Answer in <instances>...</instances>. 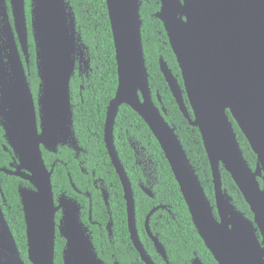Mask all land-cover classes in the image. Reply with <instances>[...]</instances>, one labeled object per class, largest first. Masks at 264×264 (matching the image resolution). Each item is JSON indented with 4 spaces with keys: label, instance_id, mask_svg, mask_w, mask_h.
I'll list each match as a JSON object with an SVG mask.
<instances>
[{
    "label": "water",
    "instance_id": "1",
    "mask_svg": "<svg viewBox=\"0 0 264 264\" xmlns=\"http://www.w3.org/2000/svg\"><path fill=\"white\" fill-rule=\"evenodd\" d=\"M36 45L37 96L29 81V28L25 0H12L16 30L4 26L10 52L0 49V124L12 149L11 167L1 170L29 181L19 194L27 226L29 260L55 264L58 232L66 239L64 264H108L80 218L77 203L62 196L57 205L42 145H77L71 81L77 69L91 68L90 48L78 30L69 0H31ZM162 20L181 69L183 84L166 59L160 69L181 111L200 129L215 185V205L185 149L167 109L153 98L143 43L142 0H106L115 43L118 87L110 101L105 142L124 186L131 238L147 264H156L141 241L132 183L115 145V123L123 104L137 111L158 139L179 183L193 222L219 264H264V0H160ZM5 57L7 60H5ZM28 70V71H27ZM29 72V73H28ZM191 106V110L187 105ZM233 116L257 156L253 168L238 139ZM76 149L78 147L76 146ZM233 177L253 218L237 207L224 188L221 167ZM73 181V180H72ZM1 182V181H0ZM2 198L7 202L1 188ZM149 193V192H148ZM109 205V193L103 188ZM6 204V203H5ZM63 208L57 223L56 213ZM217 209L218 215L215 213ZM147 229L167 260L159 237ZM113 221L109 223L111 232ZM0 264H27L0 202ZM193 264H203L195 257Z\"/></svg>",
    "mask_w": 264,
    "mask_h": 264
},
{
    "label": "trees",
    "instance_id": "2",
    "mask_svg": "<svg viewBox=\"0 0 264 264\" xmlns=\"http://www.w3.org/2000/svg\"><path fill=\"white\" fill-rule=\"evenodd\" d=\"M71 2L76 12L78 30L82 34L83 41L89 46L92 57L93 71L90 77L85 78V82L81 81L76 72L71 81L74 129L80 144L88 150L82 158L90 175H84L80 171L73 152L65 147L61 149L58 156L68 162L69 170L62 164L56 165L52 176L54 190L59 192L60 189L64 188L73 191L68 176V171H70L77 185L92 193L93 218L103 224L100 229H95V244L100 257L109 264H114L115 258L121 264H145L130 239L123 186L111 162L105 143L104 129L107 110L118 87V66L107 2L106 0H71ZM160 8V0H142L143 43L153 98L158 106H161L158 96L160 95L162 98L167 109L165 117L176 126L177 133L199 174L205 191L214 204L213 174L201 131L198 127L191 125L184 116L160 69L159 58L163 56L174 74L179 76L181 84L183 83L181 69L169 42L164 23L156 16ZM31 44L33 54L30 80L33 90L36 92L40 80L37 73L35 44L32 35ZM83 82L84 88L81 87ZM187 105L191 110L188 101ZM230 117L245 157L250 165L255 168L257 156L231 114ZM4 134L5 131L0 125V167L7 166L12 160V155L5 149L7 141ZM130 138L136 142L137 147L141 150L140 160H147V165L137 163L135 149L131 146ZM115 139L117 149L135 190L137 223L141 238L157 264L168 263L156 251L153 241L146 232L145 220L149 211L158 203L167 205V209L157 211L151 217L150 225L166 247L170 264H193L192 261L195 256L200 257L204 264H219L193 222L179 183L159 141L143 117L127 104L120 107L115 123ZM142 146L146 149L143 150ZM9 150L11 151V149ZM44 157L48 166H51L56 158L55 155L46 150ZM149 158H152L153 162L150 163ZM143 166H147L148 171L151 170L154 175L158 176V182L154 186L155 198L147 195L140 186V181H146ZM221 171L224 188L233 197L234 203L248 217L253 218L250 205L245 200L232 175L223 166ZM93 172H96L95 176ZM94 178H100L99 183L104 182L110 192V203L115 220V237L112 241L108 238L104 228L108 217L105 213L106 207L101 191L96 188L92 181ZM0 180L7 200V205L4 206L6 218L22 257L27 264H32L28 255L25 214L18 190L20 184L29 185V183L18 176L1 171ZM260 182L262 185L264 184L261 178ZM80 199L86 200L88 205L87 197L80 196ZM65 244L66 239L58 232L55 264H64L63 249Z\"/></svg>",
    "mask_w": 264,
    "mask_h": 264
},
{
    "label": "flooded vegetation",
    "instance_id": "3",
    "mask_svg": "<svg viewBox=\"0 0 264 264\" xmlns=\"http://www.w3.org/2000/svg\"><path fill=\"white\" fill-rule=\"evenodd\" d=\"M70 2H71V0H69ZM25 2H26V12H27V22H28V28H29V55H30V62H29V64H27L26 63V68H27V66H30V74H29V76H28V78H29V81H30V83H31V87H32V81L30 80V77L32 76V73H31V65H32V44H31V35H32V37H33V40H34V44H35V39H34V36H33V28H32V13H31V11H32V1L31 0H25ZM71 4H72V2H71ZM72 6H73V4H72ZM74 7V6H73ZM74 11H75V9H74ZM76 13V12H75ZM6 19H8V21H9V23H10V25H11V27L14 29V31H15V37H16V41H17V44H18V47H19V50H20V54H21V57H22V59L24 60V62H26V58H25V53L23 52V50H22V44H21V42H20V39H19V36H18V33H17V30H16V25H15V17H14V14H13V6H12V0H0V49H1V51H2V53H3V55H7L9 52H10V48H9V46H8V44H7V37H6V35H5V33H4V26H5V22H6ZM168 35V34H167ZM170 42V41H169ZM35 60H36V45H35ZM90 53V52H89ZM90 57H91V53H90ZM5 60H7V58L5 57ZM159 63H160V58H159ZM36 64H37V61H36ZM36 67H37V65H36ZM171 68V67H170ZM28 71V70H27ZM93 71V68H92V57H91V68L90 69H88V70H86V67H85V65L83 64V68H82V70H80V69H77V73H78V75H79V77H80V79H81V81H84V79L86 78V79H88L89 77H90V74H91V72ZM28 72V73H29ZM37 73H38V71H37ZM39 77V76H38ZM85 79V80H86ZM39 80H40V78H39ZM40 82H41V80L39 81V83H38V89H37V91L35 92L34 90H33V87H32V90H33V92H34V94H35V96H37V93H38V90H39V85H40ZM85 82V81H84ZM84 82L81 84V87L82 88H84L85 86H84ZM181 83V82H180ZM183 84V83H182ZM72 97V96H71ZM72 99V98H71ZM130 106V105H129ZM140 115V114H139ZM106 117H107V115H106ZM105 123H106V121H105ZM1 125V124H0ZM104 132H105V129H104ZM154 134V133H153ZM5 136V135H4ZM77 136V135H76ZM156 137V136H155ZM6 139V138H5ZM158 140V139H157ZM7 141V140H6ZM77 142H78V144L77 145H73V144H71V143H68V144H59V146H58V148H57V151H51V150H49L48 148H46L44 145H42V151H43V156H44V151L46 150V151H48L49 153H51V154H53V155H55L56 156V158L54 159V161L51 163V166H48V168L49 169H52V167H54V170H55V167H56V165L57 164H62L66 169H68L69 170V165H68V162L67 161H65L64 159H62V158H60L58 155L60 154V151H61V149H63V148H65V147H67V148H69L72 152H73V154H74V156H75V159L78 161V164H79V167H80V171L84 174V175H90V172H89V170H88V168L84 165V160H83V158H82V156L84 155V154H86L87 152H88V150L83 146V145H81L80 144V141L78 140V137H77ZM106 143V142H105ZM130 143H131V146L135 149V153H136V160H137V163L138 164H143L144 165V163H145V165H147L148 164V162H147V160H144V161H141L140 160V157H139V155H141V153H140V149L137 147V145H136V142H134V141H132L131 140V138H130ZM8 145V144H7ZM115 145H116V139H115ZM76 146L78 147V149H76ZM107 147V146H106ZM116 149H117V145H116ZM142 149L143 150H145L146 148L144 147V146H142ZM108 150V149H107ZM118 150V149H117ZM163 150V149H162ZM9 152H10V154L12 155V160L9 162V164L7 165L9 168L11 167V163L13 162V160H14V153L12 152V149H11V151L9 150ZM109 152V151H108ZM118 153H119V151H118ZM110 155V154H109ZM119 156H120V153H119ZM111 158V157H110ZM120 158H121V156H120ZM44 159H45V157H44ZM121 160H122V158H121ZM148 161L151 163V162H153V160H152V158H149L148 159ZM45 162H46V160H45ZM111 162H112V160H111ZM122 163L124 164V162H123V160H122ZM47 164V163H46ZM113 164V163H112ZM114 165V164H113ZM6 166V165H5ZM1 167H3V166H1ZM1 167H0V171L1 172H3L2 170H1ZM115 167V166H114ZM124 167H125V169H126V171H127V174H128V170H127V168H126V166H125V164H124ZM152 167V166H151ZM116 169V168H115ZM148 167L147 166H143V170H144V173H145V175H146V181H140V186L142 187V189H143V191L147 194V195H149L150 197H152V198H155V196H156V193H155V191H154V186L156 185V183L158 182V176H156V175H154V173H153V171H148ZM117 171V170H116ZM5 173V172H4ZM53 173H54V171H53ZM118 173V172H117ZM93 175L95 176L96 175V172H93ZM119 175V174H118ZM53 176V175H52ZM68 176H69V181H70V184H71V186H72V189H73V191L71 192L69 189H64V188H62V189H60V191L59 192H55V190H54V194H55V201H56V204L58 205L59 204V202H60V198L62 197V196H64L65 198H67V199H70V200H74V201H76L75 203H77V205H78V209H79V212H80V218H81V221L83 222V224H84V226L88 229V231H89V233L92 235V239H93V242H94V244H95V229L96 228H101L102 226H103V224L99 221V220H97V219H94L93 218V198H92V193L89 191V190H87V189H83L82 187H80V186H78L77 185V183L74 181V179H73V177H72V174H71V172L70 171H68ZM128 176H129V174H128ZM120 177V176H119ZM129 178H130V176H129ZM22 179V178H21ZM23 180V179H22ZM73 180V181H72ZM101 179L100 178H94L92 181H93V183L95 184V186H96V188H98V189H100V191H101V194H102V197H103V200H104V203H105V207H106V211H105V213L107 214V217H108V219H107V221H106V223H105V225H104V228L106 229V233H107V236H108V238H110L111 239V241H112V239L115 237V233H114V226H115V220H114V217H113V210H112V207H111V203H110V192H109V190H108V188L104 185V182H101V184L99 183V181H100ZM121 180V179H120ZM1 181V180H0ZM24 181H26V180H24ZM130 181H131V179H130ZM28 183H29V181H27ZM214 182V181H213ZM1 183V182H0ZM121 183H122V181H121ZM131 183H132V181H131ZM22 184H24V183H22ZM52 184H53V182H52ZM21 185V184H20ZM19 185V186H20ZM26 185V184H25ZM27 186H31V184L29 183V185H27ZM122 186H123V184H122ZM215 186V185H214ZM2 188V187H1ZM103 188H105V189H107V191H108V193H109V205H107L106 204V202H105V199H104V196H103ZM132 188H133V191H134V199H135V205H136V223H137V204H136V198H135V190H134V187H133V184H132ZM18 189H19V187H18ZM53 189H54V186H53ZM123 190H124V186H123ZM149 192V193H148ZM0 196H1V199H0V202H1V204H2V206H3V209H4V206H6L7 205V202H5L4 200H3V198H2V195H1V191H0ZM80 196H85V197H87V199H88V205L86 204V200H84V199H80ZM124 198H125V192H124ZM125 201H126V199H125ZM6 203V204H5ZM213 205H215V203L213 204ZM154 209H156L155 210V212L151 215V217L157 212V211H159V210H161V209H167V205H164V204H162V203H158V204H156L150 211H149V213L152 211V210H154ZM126 210H127V201H126ZM63 208H61L60 210H58L57 211V213H56V220H57V223L59 224L60 223V220H61V218H62V216H63ZM216 211H217V209H215V213H216ZM149 213L147 214V217H146V220H145V229H146V232H147V234H148V236L150 237V239L153 241V239L151 238V236H150V234H149V231H148V229H147V218H148V215H149ZM216 215H218V213L216 214ZM151 217H150V219H149V227H150V229H151V231L155 234V235H157L158 237H159V235L158 234H156L153 230H152V228H151V225H150V221H151ZM113 221V224H112V227H111V232H110V230H109V223H110V221ZM127 223H128V211H127ZM27 227V226H26ZM137 228H138V223H137ZM128 229H129V224H128ZM138 231H139V228H138ZM129 234H130V239H131V241H132V243H133V245H134V247L136 248V250L139 252V254H140V257H141V259L143 260V258H142V256H141V253H140V251L138 250V248L136 247V245L134 244V242H133V240H132V238H131V233H130V230H129ZM139 235H140V238H141V234H140V231H139ZM159 240H160V237H159ZM141 241H142V243L144 244V242H143V240H142V238H141ZM161 241V240H160ZM153 243H154V241H153ZM161 243H162V241H161ZM163 244V243H162ZM163 246H164V244H163ZM95 247H96V244H95ZM144 247H145V249H146V251H147V253L151 256V258L154 260V258L152 257V255L150 254V252L148 251V249L146 248V246H145V244H144ZM154 247H155V249H156V251L159 253V251L157 250V248H156V245H155V243H154ZM165 247V246H164ZM96 249H97V247H96ZM165 249H166V247H165ZM97 251H98V249H97ZM166 252H167V250H166ZM98 253H99V251H98ZM160 254V253H159ZM162 257H163V255L162 254H160ZM100 256V255H99ZM167 256H168V253H167ZM195 257H198V256H195ZM194 257V258H195ZM200 258V257H199ZM163 259L168 263V264H170V261H169V257H168V259L166 260L164 257H163ZM201 259V258H200ZM194 260V259H193ZM144 261V260H143ZM106 262V261H105ZM145 262V261H144ZM154 262H156L155 260H154ZM193 262V261H192ZM203 262V261H202ZM107 263V262H106ZM113 263L114 264H121L120 262H119V260H117L116 258L113 260ZM109 264V263H108ZM145 264H147L146 262H145ZM156 264H157V262H156ZM203 264H204V262H203Z\"/></svg>",
    "mask_w": 264,
    "mask_h": 264
}]
</instances>
